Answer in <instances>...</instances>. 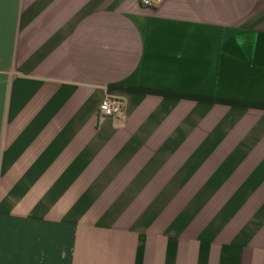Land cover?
<instances>
[{"label": "crops", "instance_id": "crops-1", "mask_svg": "<svg viewBox=\"0 0 264 264\" xmlns=\"http://www.w3.org/2000/svg\"><path fill=\"white\" fill-rule=\"evenodd\" d=\"M257 184L264 0H0V264H264Z\"/></svg>", "mask_w": 264, "mask_h": 264}, {"label": "built area", "instance_id": "built-area-1", "mask_svg": "<svg viewBox=\"0 0 264 264\" xmlns=\"http://www.w3.org/2000/svg\"><path fill=\"white\" fill-rule=\"evenodd\" d=\"M161 0H138L142 7L156 6ZM99 110L102 115L118 119L122 116V102L118 99L105 97L99 104Z\"/></svg>", "mask_w": 264, "mask_h": 264}, {"label": "rangeland", "instance_id": "rangeland-1", "mask_svg": "<svg viewBox=\"0 0 264 264\" xmlns=\"http://www.w3.org/2000/svg\"><path fill=\"white\" fill-rule=\"evenodd\" d=\"M213 185L214 184H211V186L213 187ZM233 185H240V184H217V186L216 187H211L210 188V191L211 192H213V194L214 193H217V192H219V191H221V190H223V189H227L228 190V187L229 186H233ZM258 185V187L257 188H255V189H253V190H251L250 191V195H249V197H253L254 195H256V194H261L262 192V190L264 189V184H257ZM263 187V188H260V187ZM218 187V188H217Z\"/></svg>", "mask_w": 264, "mask_h": 264}]
</instances>
